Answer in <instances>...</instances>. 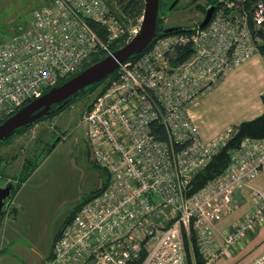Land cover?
Segmentation results:
<instances>
[{"label":"built area","instance_id":"built-area-1","mask_svg":"<svg viewBox=\"0 0 264 264\" xmlns=\"http://www.w3.org/2000/svg\"><path fill=\"white\" fill-rule=\"evenodd\" d=\"M92 23L104 28L107 41ZM263 23L262 0L251 11L223 0L205 28L160 38L121 65L83 118L93 160L108 180L64 224L44 264H189L191 234L198 248L193 264H220L264 224V189L251 184L264 169V139L246 138L230 153L226 171L189 195L233 130L204 141L188 112L228 72L259 54ZM123 33L105 0H41L26 30L0 46V120L80 72ZM186 47L192 56L174 62ZM152 123L164 127L166 139ZM243 189L254 207L220 243L215 226L237 209ZM250 264H264V253Z\"/></svg>","mask_w":264,"mask_h":264},{"label":"rangeland","instance_id":"rangeland-1","mask_svg":"<svg viewBox=\"0 0 264 264\" xmlns=\"http://www.w3.org/2000/svg\"><path fill=\"white\" fill-rule=\"evenodd\" d=\"M40 2L41 0H0V46L26 30L32 13ZM177 14L178 12H174L165 18V25L186 28L188 25L194 27L201 21L192 10L184 17ZM176 19L186 21L178 23L175 22ZM140 25L141 20L138 25L131 27L132 37ZM256 68L260 72L261 82H264V63L260 62ZM257 80L248 74H239L225 81L199 107L201 112L203 111L204 121L221 122L240 113L246 105L247 94L253 92ZM99 91L97 89L91 96L78 100L62 114L37 124L0 146L2 187L5 182L15 185L18 183L26 160L38 163L37 169L18 190L2 221L0 251L6 249L7 252L0 255V264H44L52 253L56 234L72 212L88 198L93 197L107 182L106 171L98 167L93 160L87 140L88 127L83 121L87 106ZM258 96L257 93L256 101L253 102L256 107L254 115L259 114ZM231 129L234 132L233 126ZM57 138H60V142L48 153ZM263 237L264 233L261 232L256 241L261 243L262 251ZM250 243L247 237L240 249L244 250ZM186 245L189 264H193L192 257L197 255L198 248L192 234L186 236ZM240 249L232 255L229 254L227 261H230L232 256L239 255ZM247 255L235 263L245 264L249 260Z\"/></svg>","mask_w":264,"mask_h":264},{"label":"trees","instance_id":"trees-1","mask_svg":"<svg viewBox=\"0 0 264 264\" xmlns=\"http://www.w3.org/2000/svg\"><path fill=\"white\" fill-rule=\"evenodd\" d=\"M108 4L111 13L121 22L124 28V33L116 40L108 43V50L100 49L97 53L92 55V57L87 61L84 66L82 67L81 71L87 69L88 67L100 62L104 58L108 56L109 53H113L117 51L118 49L125 46L132 38V35L130 34V29L132 26H136L140 23V20L142 21L144 10H145V0H105ZM219 0H209V5L216 4ZM231 2H234L238 4L241 8L247 11H251L254 5L259 0H229ZM264 2V0H262ZM168 5V4H167ZM165 2L164 5H160L159 10V18H158V24H157V37L153 40L151 45L147 50L148 51L154 44V42L160 38L165 37L162 35L161 31L166 27L164 25V20L161 19L162 14H166L165 11ZM92 26L95 28V30L98 31L100 37L107 41L106 39V31L104 28L99 26L98 24L92 23ZM195 30L197 29V26H194ZM187 33V32H182ZM258 37L260 39V43L258 44L259 54L264 59V23L261 27V29L258 31ZM143 52V53H144ZM143 53L135 56L132 58V60L138 59ZM192 49L190 47L178 49L176 51V58L174 59V62L176 63H184L192 56ZM119 70L110 75L108 78H106L104 81L95 84L93 86H90L86 89L87 93H80L78 96H76L72 101L66 106V108L60 112H55L48 118H44L37 122L34 126L37 124L51 120L55 118L56 116L63 113L66 109H68L70 106H72L74 103H76L78 100L89 97L95 92L97 89H99V93L93 98L92 102L87 106L86 110H90L94 101L97 97L102 95L107 91V89L111 86L112 82L118 78ZM65 82V81H63ZM61 82V83H63ZM60 83V84H61ZM262 103L264 105V93L262 94ZM55 108V107H54ZM7 119V118H6ZM6 119L0 120V124L4 122ZM34 126L22 128L18 131L17 136L30 130ZM152 131H154L157 136L160 139H166V131L164 130V127L159 125L158 123H152L151 125ZM246 138H255V139H264V112L254 118L253 120L244 121L239 126H237L234 129L233 137L230 139V141L227 143V145L221 150V152L215 156L211 162L201 171L199 172L196 177L194 178L191 189L189 191V195H194L201 191L203 188H205L211 181L221 176L226 168L230 165L231 162V156L230 152L233 149L239 148L242 142ZM11 140V139H10ZM10 140L2 143L0 146L5 145ZM38 163L32 161V160H26V162L23 165L21 175L19 177V181L16 184L15 187V196L18 192V190L21 188L22 184L33 174V172L37 169ZM106 184V183H105ZM100 191V190H99ZM97 191L96 194L99 192ZM95 194V195H96ZM15 198V197H14ZM90 198H88L85 202H87ZM83 202L80 204L71 214V216L67 219V221L71 220L75 217V215L79 212V210L82 208V206L85 204ZM6 215V214H5ZM2 217V220L4 219V216ZM66 221V222H67ZM65 222V223H66ZM58 236V235H57ZM57 238V237H56ZM2 253V252H0ZM51 256V255H50Z\"/></svg>","mask_w":264,"mask_h":264},{"label":"water","instance_id":"water-1","mask_svg":"<svg viewBox=\"0 0 264 264\" xmlns=\"http://www.w3.org/2000/svg\"><path fill=\"white\" fill-rule=\"evenodd\" d=\"M179 0H176L170 7L172 10ZM223 0L216 4L209 5L203 21L198 25L199 29L205 28L211 21L215 11ZM160 0H145V10L141 25L131 40L122 48L108 54L100 62L78 72L65 82L58 84L42 93L38 98L22 107L15 114L8 117L0 124V145L17 136L20 129L34 126L44 118H48L55 112H60L78 96L80 93L86 94V89L98 84L118 71L121 65L132 60L133 57L143 53L149 48L153 40L157 37V24L159 18ZM194 27L166 26L162 35L169 36L182 32H193ZM55 107V108H54ZM60 142V138L50 146V153ZM16 185L12 182H5V186H0V231L2 217L5 215L15 197Z\"/></svg>","mask_w":264,"mask_h":264},{"label":"crops","instance_id":"crops-1","mask_svg":"<svg viewBox=\"0 0 264 264\" xmlns=\"http://www.w3.org/2000/svg\"><path fill=\"white\" fill-rule=\"evenodd\" d=\"M260 62L264 63V59L260 56V54L254 55L241 67L228 72L222 79H220V81L216 85L213 86L212 89L206 91L205 94H203L190 106L188 111L189 116L193 123L197 126L199 135L204 141H208L211 138L227 131L228 129H231V126H233V129H235L242 122L253 120L264 112V105L261 99L262 94L264 93V82H261V76L259 75L260 72L256 68L257 66L259 67ZM239 74H248V76L256 77L258 79L256 85L254 86L255 88L253 92L247 94L248 98L246 100L245 107L242 108L240 113H236L237 115H234L232 116V118L230 117L227 120L213 123L205 122L202 116L203 111L201 112L199 107H201L203 103L207 101L208 97L213 95L216 90H218V88H220V86L225 83V81L231 79L232 77H236ZM257 93L259 95V109H257L259 111V114L254 115L256 113V107L254 106L253 102L256 101ZM251 184L257 189H264V169L262 170L260 175L251 182ZM236 200L238 203L237 209L230 215L225 216L215 226L216 241L220 243L224 242V237L230 231H232L234 227L242 220V218H244L246 214L250 213V211L254 207V198L246 189L240 190L236 193ZM261 232L264 233V224L257 227L255 230L250 231V233L248 234V242L251 243L248 247L244 248V250L242 249L239 255L235 257L232 256V259L230 261H227V255L220 261V264H236L235 261L240 260L241 257L246 254H248L247 257H249V260L245 262V264H250L258 257H260L264 253V250H260L261 243L256 241ZM262 239L264 240V237ZM0 252L6 253L7 251L6 249H4ZM2 253L0 255H2Z\"/></svg>","mask_w":264,"mask_h":264},{"label":"flooded vegetation","instance_id":"flooded-vegetation-1","mask_svg":"<svg viewBox=\"0 0 264 264\" xmlns=\"http://www.w3.org/2000/svg\"><path fill=\"white\" fill-rule=\"evenodd\" d=\"M176 0H160V5H164L165 2V11L166 14H162L161 19L164 20L165 18L170 17L174 12H178L177 16L179 15L180 17H184L186 14H189V12L192 10L198 18H201V21L198 22L196 25L198 28V25L203 21V17H205L207 8L209 6V0H179L178 3L175 5V7L170 10L171 5L175 2ZM168 4V5H167ZM160 5H159V10H160ZM185 19L183 21L181 19H176L175 22L178 23H185ZM188 24H191L190 22H187ZM194 24V23H193ZM165 25V21H164ZM166 26V25H165ZM188 27H191L188 25ZM61 231V230H60ZM60 231L56 234L53 243L57 237V235L60 233ZM1 254V253H0Z\"/></svg>","mask_w":264,"mask_h":264}]
</instances>
